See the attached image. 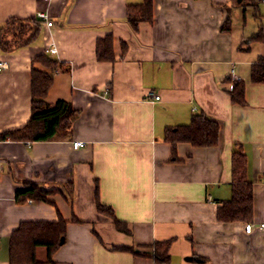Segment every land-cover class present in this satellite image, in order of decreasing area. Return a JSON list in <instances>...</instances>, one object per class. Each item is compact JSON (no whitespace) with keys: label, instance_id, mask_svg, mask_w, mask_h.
Segmentation results:
<instances>
[{"label":"crops","instance_id":"crops-1","mask_svg":"<svg viewBox=\"0 0 264 264\" xmlns=\"http://www.w3.org/2000/svg\"><path fill=\"white\" fill-rule=\"evenodd\" d=\"M142 2L0 0V28L46 7L52 22L29 45L0 50L7 65L0 69V133L28 121L31 69L51 72L36 61L42 54L62 64L46 104L65 100L79 111L66 136L0 140V264H9V237L21 222L60 218L66 233L53 264H264L257 227L264 223V82L251 80L252 64L264 56V3L153 0L151 21L134 30L126 8ZM107 35L113 60L98 61L97 41ZM51 43L56 53H44ZM231 69L244 85L241 105L228 94ZM201 112L220 124L218 143H179L172 160L165 128ZM77 141L85 145L73 149ZM239 150L253 188L252 221L220 222L217 207L231 197ZM30 181L52 192L51 203L16 201ZM96 190L128 233L97 213ZM246 224L254 226L249 233ZM165 240H172L169 260L159 263L149 246ZM36 259L46 261L44 247Z\"/></svg>","mask_w":264,"mask_h":264},{"label":"trees","instance_id":"trees-1","mask_svg":"<svg viewBox=\"0 0 264 264\" xmlns=\"http://www.w3.org/2000/svg\"><path fill=\"white\" fill-rule=\"evenodd\" d=\"M153 0H143L142 4L128 5L126 20L135 30L140 22L151 21ZM228 23V22H227ZM42 22L35 17L27 20L10 18L0 28V50L9 52L13 48L27 46L40 34ZM227 25V24H226ZM228 27L225 26L224 30ZM255 34L250 39H257ZM96 58L98 61H112V37L107 35L97 41ZM36 61L42 63L51 72L31 69L30 73V116L24 126L0 133V140L9 139L19 142L50 141L66 136L73 122L78 118L79 111L70 102L58 100L52 106L46 104V96L53 82V71L61 67L55 59L39 55ZM251 80L255 83L264 82V56L251 66ZM232 103L244 104V85L241 81H233L228 92ZM220 137V124L204 113L194 114L189 124L167 127L163 133L165 142L171 145V159L175 158V147L179 143H187L193 147H213ZM35 182H26L16 191L18 203L26 201H42L51 203L49 195ZM95 207L100 215L113 220L116 230L128 233V230L117 221L109 206L100 203L95 194ZM253 216V188L247 178L245 155L239 150L232 154L231 160V197L219 204L216 218L220 222H251ZM67 222L59 219L56 222H21L9 237V264H53L52 255L62 245ZM172 240L156 241L150 248L156 262L166 263L169 260V247ZM44 247L47 251L45 262L36 259V249ZM128 249V248H122Z\"/></svg>","mask_w":264,"mask_h":264},{"label":"built area","instance_id":"built-area-1","mask_svg":"<svg viewBox=\"0 0 264 264\" xmlns=\"http://www.w3.org/2000/svg\"><path fill=\"white\" fill-rule=\"evenodd\" d=\"M41 1L44 2L46 4V6H48V4L50 3L51 0H41ZM259 1L264 3V0H259ZM35 18L38 19L39 21H41L47 28L51 27V25H52V22L50 21L49 11H48L47 7L44 9L37 10L35 13ZM44 53H50V54L56 53V48L54 47L53 43L49 44L48 47L44 48ZM6 67H7L6 63L0 61V69H4ZM230 78H231V84H230V90H231L232 89V82L233 81H239V79L236 76L233 69H231ZM149 96H151L153 98V100H155V101L159 100L158 95H155L153 93H149ZM84 145H85L84 142L77 141V142L72 143V148L77 149V148L83 147ZM253 227H254L253 224H246L245 225V231L247 233H249V232H251ZM257 227L264 234V223H260Z\"/></svg>","mask_w":264,"mask_h":264}]
</instances>
